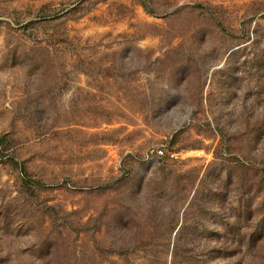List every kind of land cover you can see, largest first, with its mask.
<instances>
[{"label": "rangeland", "instance_id": "374dc122", "mask_svg": "<svg viewBox=\"0 0 264 264\" xmlns=\"http://www.w3.org/2000/svg\"><path fill=\"white\" fill-rule=\"evenodd\" d=\"M0 264H264V0H0Z\"/></svg>", "mask_w": 264, "mask_h": 264}, {"label": "built area", "instance_id": "2783aa9c", "mask_svg": "<svg viewBox=\"0 0 264 264\" xmlns=\"http://www.w3.org/2000/svg\"><path fill=\"white\" fill-rule=\"evenodd\" d=\"M159 153H160L161 155H164V154H165L164 150H162V149L159 150ZM171 156L174 157L175 154H171Z\"/></svg>", "mask_w": 264, "mask_h": 264}, {"label": "trees", "instance_id": "16d2710c", "mask_svg": "<svg viewBox=\"0 0 264 264\" xmlns=\"http://www.w3.org/2000/svg\"><path fill=\"white\" fill-rule=\"evenodd\" d=\"M22 172L25 173L27 175V170L25 169V167H22ZM36 182V181H34ZM38 184L41 183V182H37Z\"/></svg>", "mask_w": 264, "mask_h": 264}]
</instances>
